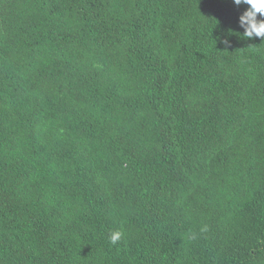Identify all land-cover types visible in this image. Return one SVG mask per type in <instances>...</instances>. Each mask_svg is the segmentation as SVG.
Masks as SVG:
<instances>
[{"label":"trees","instance_id":"1","mask_svg":"<svg viewBox=\"0 0 264 264\" xmlns=\"http://www.w3.org/2000/svg\"><path fill=\"white\" fill-rule=\"evenodd\" d=\"M246 7L0 0V264H264Z\"/></svg>","mask_w":264,"mask_h":264},{"label":"clouds","instance_id":"2","mask_svg":"<svg viewBox=\"0 0 264 264\" xmlns=\"http://www.w3.org/2000/svg\"><path fill=\"white\" fill-rule=\"evenodd\" d=\"M233 3L239 7L247 6L242 14L239 16V25L243 29V33L238 35L243 40H264V0H233ZM236 35L232 30H228V35L221 37L224 44L231 43L229 37ZM200 233H206L208 226L203 225L200 228ZM123 232L112 231L108 236L109 244L117 246L123 238ZM197 233L193 232L190 239H197Z\"/></svg>","mask_w":264,"mask_h":264}]
</instances>
